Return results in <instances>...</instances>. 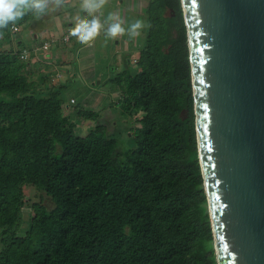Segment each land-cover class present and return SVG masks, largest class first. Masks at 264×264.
I'll return each mask as SVG.
<instances>
[{
    "label": "trees",
    "instance_id": "obj_1",
    "mask_svg": "<svg viewBox=\"0 0 264 264\" xmlns=\"http://www.w3.org/2000/svg\"><path fill=\"white\" fill-rule=\"evenodd\" d=\"M148 7L137 69L112 78L134 117L125 150L101 123L81 135L66 84L40 87L27 70L34 53L22 61L0 42V264H217L181 0ZM25 185L42 194L19 233Z\"/></svg>",
    "mask_w": 264,
    "mask_h": 264
},
{
    "label": "water",
    "instance_id": "obj_2",
    "mask_svg": "<svg viewBox=\"0 0 264 264\" xmlns=\"http://www.w3.org/2000/svg\"><path fill=\"white\" fill-rule=\"evenodd\" d=\"M217 264H264V0H181Z\"/></svg>",
    "mask_w": 264,
    "mask_h": 264
},
{
    "label": "rangeland",
    "instance_id": "obj_3",
    "mask_svg": "<svg viewBox=\"0 0 264 264\" xmlns=\"http://www.w3.org/2000/svg\"><path fill=\"white\" fill-rule=\"evenodd\" d=\"M96 1L99 5L98 10L104 12L105 17L107 18H105V21L107 22L106 26L109 27L113 23H120L125 30L113 37L107 34L108 27L103 26L100 31L98 30L95 36L90 38L92 39L90 44L80 47L77 45L72 48V54L70 53L67 56L69 60L72 56L75 59L72 61V69L69 70V79L65 77L66 80L63 79L62 81L61 78H64L62 76H67L66 72L58 70V68L53 65V61L43 58V56L39 57L37 49L34 48L36 46L31 45L32 42L30 41L31 37L29 38V32L31 29H34L32 28V25H34V20L37 17V12L34 10L26 11L22 17L15 21V23L20 26V30L13 33L10 37L4 34L1 39L3 41L1 42V48L6 52H10L12 49L15 52L18 50V52H20L24 48L28 51L33 50L31 53H34L36 58L30 60L28 66L29 68H27V70H34V73L30 75L38 79L40 87L44 89H55L61 86V84H66L63 88V97H65L67 102H69L73 108V118L80 121L81 135L88 134L89 131L94 129L98 123H101L107 128V132L109 134L117 138V148L125 150L132 145V141L129 139L127 134V129L132 126L131 120L134 119V117L125 116L122 113L119 101L122 97L123 87L116 81L112 80V78L116 77L118 72L126 69L128 64H130L134 70L137 69L135 62L137 58H139L141 49L146 44L147 26L149 24L148 6L150 0ZM86 4L88 5L87 0H84V3L82 4L84 7L82 9L83 17L86 16L85 12L88 10V8L85 7ZM55 8L56 5L52 6V8L46 7L44 11L49 13L50 22H54L55 20L57 21L59 17L61 19H69V15H67V13L65 14V11L59 15L56 14L57 12H53ZM63 8L65 10L67 9V6ZM166 13L170 14V11L167 10ZM88 16L90 17V14ZM100 20L102 22V19ZM137 21L141 22V27L136 29V35H131L129 29L131 25ZM74 24L76 25V23ZM65 29L66 26H63L55 31L57 34L62 35L64 31H67ZM72 31H74V29ZM73 33L74 32L69 30L71 38ZM19 39L22 40L21 44L23 45L18 43ZM45 39L49 41L51 46H55V43L51 40L50 31L40 34L35 41H38V43L42 45ZM58 39H60V37ZM64 41L61 39L62 43H64ZM6 42L8 43L7 46L5 44ZM58 43L59 42H56V45H58ZM48 49L51 50V47L49 46ZM48 49L43 50L46 52ZM85 55H87V61L89 59L94 61V63L86 65L87 67L83 64V57ZM29 56L23 61H27ZM69 63L70 62H68V64ZM84 70H86L85 72L89 74L96 72L97 78H94L90 82L83 81V83H81L79 79H81L82 75H85ZM30 75L29 77L31 78ZM72 98L75 99L74 102L71 101ZM81 109L97 113V120L86 115H83L82 117L78 116V112ZM24 190L26 192V200L29 205L23 208L24 221L18 229L19 233H24L29 227L31 218L30 205L39 200L40 195L42 194V191L33 185H25ZM45 202L52 205L49 197L45 198ZM207 209L209 212L208 202Z\"/></svg>",
    "mask_w": 264,
    "mask_h": 264
},
{
    "label": "crops",
    "instance_id": "obj_4",
    "mask_svg": "<svg viewBox=\"0 0 264 264\" xmlns=\"http://www.w3.org/2000/svg\"><path fill=\"white\" fill-rule=\"evenodd\" d=\"M47 7H51L56 5V8L54 9L53 12H57L56 14H62L63 11H65V14L67 13V15H69V19H60L58 18L57 21L55 20L54 22H50V15L47 12L44 13H38L37 12V17L34 20V25H32V28L30 32H29V38L31 37V45H34L37 49L38 55L39 57L43 58H47L50 61H53V65H55V67L58 68V70L64 71L66 72L67 76H62L64 78H61L62 81L63 79H65V77H67V79H69V75H70V71L72 69V61L75 60L72 56V58H70V60L67 58V56L71 53L72 54V48H74L75 46L78 45V47L83 46V45H88L91 43L92 39H89L87 41H83L81 40L80 37H73L69 40V41H64L63 36L65 34H69V30L71 32H75L82 24L86 23V22H90L93 19H96L100 22V24L102 25L100 27V29L104 26V27H108L107 22L105 21V13L101 12V10H98V7H92V8H88V10L85 12V17L82 16V9L83 7V3L84 0H45ZM88 5H97V1L96 0H87ZM67 6V9L64 10L63 7ZM70 9V10H69ZM70 11V13H69ZM103 13V14H102ZM90 14V17L88 16ZM102 19V22L101 20ZM107 19V18H106ZM73 21V22H72ZM76 23V25L74 24ZM65 27L67 31H64V33L61 35L57 34V32L55 31L56 29L60 28V27ZM74 29V31H72ZM99 29V31H100ZM50 31V37L51 40L53 41V43H55V46H51V50H43L42 45L38 43V41H35L37 39V37L40 34H44L46 32ZM56 32V33H53ZM105 32V31H103ZM73 35V34H72ZM60 37V39H58ZM76 38V39H74ZM2 37L0 38V42H3ZM61 39L64 41V43L61 42ZM33 40V41H32ZM30 42V43H31ZM44 42H48L46 39ZM56 42H59L58 45H56ZM18 43H22V40L19 39ZM6 46L8 45V43H5ZM50 44V43H49ZM23 45V44H21ZM5 46V47H6ZM23 47V46H22ZM51 54H50V53ZM87 55H85L83 57V64H85V67H87L86 65L88 64H92L94 63V61H92V59L90 60H86ZM69 60V61H68ZM68 62H70L68 64ZM87 69V68H85ZM86 70H84V74L82 75L81 79H79V81L81 83H83V81L85 82H90L91 80H93L94 78H97V73L94 72L93 74H89L87 72H85ZM63 75V74H61ZM52 77V75H51ZM66 80V79H65Z\"/></svg>",
    "mask_w": 264,
    "mask_h": 264
},
{
    "label": "clouds",
    "instance_id": "obj_5",
    "mask_svg": "<svg viewBox=\"0 0 264 264\" xmlns=\"http://www.w3.org/2000/svg\"><path fill=\"white\" fill-rule=\"evenodd\" d=\"M47 4L45 0H0V27L7 26L10 22L22 17L26 11L34 10L38 13L45 11ZM86 8L99 7V5H85ZM102 25L96 19L82 24L74 33V37H80L82 42L95 36ZM141 27V22L132 24L129 31L131 35H136V29ZM125 29L120 23H113L107 29V34L117 36Z\"/></svg>",
    "mask_w": 264,
    "mask_h": 264
},
{
    "label": "built area",
    "instance_id": "obj_6",
    "mask_svg": "<svg viewBox=\"0 0 264 264\" xmlns=\"http://www.w3.org/2000/svg\"><path fill=\"white\" fill-rule=\"evenodd\" d=\"M19 30H20V26L17 23L14 22L12 24V31L13 32H18ZM63 39L65 41H69L71 39V35L70 34H65L63 36ZM49 46H50V44L48 42H44L43 45H42V48L43 49H48ZM32 51L33 50H29L28 51L27 49L24 48L22 51L19 52V58H20V60H22V61L25 60ZM71 101L74 102L75 99L72 98Z\"/></svg>",
    "mask_w": 264,
    "mask_h": 264
},
{
    "label": "flooded vegetation",
    "instance_id": "obj_7",
    "mask_svg": "<svg viewBox=\"0 0 264 264\" xmlns=\"http://www.w3.org/2000/svg\"><path fill=\"white\" fill-rule=\"evenodd\" d=\"M169 11H170V14H169L170 16H175L176 15L175 11H173L172 8H170Z\"/></svg>",
    "mask_w": 264,
    "mask_h": 264
}]
</instances>
